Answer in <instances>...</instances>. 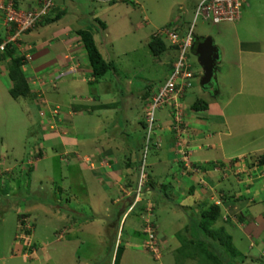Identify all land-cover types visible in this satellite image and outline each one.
I'll list each match as a JSON object with an SVG mask.
<instances>
[{"label":"rangeland","instance_id":"374dc122","mask_svg":"<svg viewBox=\"0 0 264 264\" xmlns=\"http://www.w3.org/2000/svg\"><path fill=\"white\" fill-rule=\"evenodd\" d=\"M43 1L13 3L28 10L38 8ZM102 1L108 2L53 0L49 16L60 15L59 19L50 24L40 22L31 30H37V52L26 48L33 36L25 37L24 33L17 41V53L29 58L26 68L37 65V97L10 96L11 82L5 73L8 60L0 58V152L7 154H0V264H114L117 251L124 246H135L136 254H149L157 264H199V258H184L174 249L176 242L180 245L176 235L186 234L184 228L191 219L213 205L222 211L215 227L224 228L240 255L233 263L264 264V167L258 164L264 155V56H251L255 64L250 57L241 63L237 48L238 40L257 43L260 39L258 45L264 51V0H247L250 9L245 3L237 21L219 24L194 19L200 0H136L134 4L115 0L113 3H119L112 8L100 4ZM8 2L4 0L5 5ZM55 3L61 6L55 7ZM1 6L0 2V39L4 40L8 36ZM61 9L63 12H58ZM59 21L91 30L112 71L95 84L86 76L87 83L70 74L58 75L57 80L55 74L50 76L52 48L55 50L57 44L51 45L49 40ZM191 25L194 38L211 37L223 53L215 73L217 80L203 91L200 77H196L202 70L197 57L188 51L193 78L184 82L187 87L177 111V123L181 124L177 126L171 108L163 106L155 111V122L148 132L146 105L152 93L163 86L168 65L176 56L167 47L155 57L148 43L159 28L174 26L179 34H186ZM42 38L46 40L40 44ZM73 38L67 41L80 49ZM46 44L49 46L44 47ZM239 62L243 65L240 70L236 66ZM45 66L42 76L39 70ZM96 95L97 101L86 102ZM76 96L71 102L69 97ZM33 98H37V110L30 102ZM230 98L223 111L229 129L224 138L226 157L221 149L212 154L211 147L202 148L210 142L201 140L187 118L202 114L192 109L195 102L211 101L221 106ZM102 104L111 106L91 110ZM72 107L78 115L70 114ZM168 134L171 137H166ZM181 148L188 152L187 166L179 160L177 151ZM205 152L210 156L202 157ZM89 155H100L104 160H85ZM119 167V179L117 173L110 176L104 171ZM135 192L140 194L136 203ZM76 197L78 203L73 202ZM131 197L132 205H126L120 215L124 205H119ZM114 198H120L118 205L112 203ZM17 207L22 209L17 212ZM147 219L153 225V243L145 233ZM98 226L100 230L95 228ZM130 234L138 246L126 243ZM172 236L174 246L167 242Z\"/></svg>","mask_w":264,"mask_h":264},{"label":"crops","instance_id":"0c3cea01","mask_svg":"<svg viewBox=\"0 0 264 264\" xmlns=\"http://www.w3.org/2000/svg\"><path fill=\"white\" fill-rule=\"evenodd\" d=\"M92 1L95 2V0H92ZM107 1H108L107 3L102 1L100 4H107L110 8H112L117 3H119V2L113 3L115 0H107ZM128 1L132 2V4L136 3V0L135 1L134 0H128ZM96 3H98V1H96ZM33 6H37V4L34 3ZM57 6L60 7L61 5H57L56 4L55 7H57ZM246 7L248 9H250V6L248 5V3H246ZM57 9H59V8H55V11ZM58 12H63V11L61 9V11L59 10ZM61 21H59V22H57L55 24V28L56 29L54 28V31L50 35V40L49 41L51 42V45L53 43H55V42L57 44L56 45L57 47H56L55 50H54V48H52V50L54 52H53L52 60L49 62V68H48V69L51 70V75L50 76L55 74L54 79L57 80L58 75H60V77L61 76L65 77V76H68L70 74V75H74L76 77L78 76L79 78H77V79H82L81 80L82 82H86L87 83L88 80L83 78L84 76H86V77H89L91 79H94L93 83L95 84V82H97V79H100L102 77H94L92 75L91 68H90L88 60H87V55H86L85 50L83 49L82 43H80V39H79L78 35L76 36V38L73 36V34H75L78 30H81L82 28L77 29V27H74L73 25H71L69 27V26H67L66 23H61ZM56 25H59V26H56ZM104 29H106L105 25H104ZM26 36H28V37L29 36H33L32 39H28V43H26L27 50L33 49L34 51L37 52V48H38V46H37V30L36 31H31L28 34L25 33V37ZM69 37H72V38L74 37L73 39H75L76 42H73V43L80 45V47H79L80 49H78L77 47H75L74 45H72L71 43H69L67 41V39ZM20 39H22V38L20 37ZM93 39H94V41L96 43L94 34H93ZM42 40H43V38H42ZM45 40H46V38L40 44L45 43ZM70 40H71V38H70ZM257 41L260 43L261 40L259 39ZM258 42L257 43H253V42H251L249 40L247 41L246 39L245 40L241 39L240 41L239 40L237 41V48L239 50L238 51V59H239V61L241 63L247 57H250V59L254 63L255 60H253L252 57L254 58V57H260V56L262 57V56H264V51H262V47L258 45ZM48 46H49L48 44L44 45V47H48ZM71 49H75V50H71ZM218 51H221V50H219V48H218ZM31 55L32 54H30V56ZM35 55H37V54H35ZM84 57L87 60L86 63H84ZM220 57H222V59H223V53L219 52V63H220ZM25 58H26L27 61H26V64L22 67V71H23L24 76H25V78H26V80H27V82H28V84L30 86V91H31L30 92V96H32L34 94L37 97V65H34V66L30 65L28 67V69H27L26 67L29 65L30 61H29L28 56H26ZM31 58H32V56H31ZM74 59H77L78 62H81L83 64V66L81 67L80 64L78 65V62L76 60L74 61ZM240 62L236 65L238 67L237 69H239V70L243 66ZM171 64L168 65L167 71L170 70ZM249 64H251V63L249 62ZM251 66L253 67L254 65H251ZM46 68L47 67L45 66L44 68H42V70H39V73H41L42 76H44V73H45L44 71H45ZM217 70H218V68H217ZM5 73H7V71ZM196 77H200L201 78V72L197 73ZM42 79H45V78L42 77ZM74 79H76V78H74ZM216 80H217V77H216ZM39 81H41V80H39ZM239 82L242 83L241 78L239 79ZM41 83L44 84L43 80H42ZM96 85H98V83H96ZM152 95H154V94L152 93ZM185 95L187 97V95H188L187 91H186ZM141 96H142L141 98L144 99L147 96V93H145V94H143ZM66 97H68V96H66ZM76 98H78V96L72 97V98L69 97L71 102L72 101L74 102L76 100ZM96 98L98 99L99 96L96 95L95 97H91V98L89 97V98L86 99V102L97 101ZM28 100H30V99H28ZM230 101H231V98L227 99L225 102L221 103L222 104L221 106L219 104L217 105V104H215L214 102H211V101L207 102V103L205 102L207 104V109L204 110V111H198V112H201L203 115L202 114L201 115L200 114L199 115L198 114H194V115H191V116H189L187 118L189 123H190V125L193 126L194 130H196L199 133V135L201 136V140L202 141L205 140V141H209L210 142L208 144H205L204 145L205 147L203 146L202 148H206V147L210 148L211 147L212 151L210 153H212V154H214L215 151L217 152V151H219V149H221L222 155H225L226 157L229 154L226 153V149H225V145H224V138H227V136H229V132H228L229 129L227 127L226 121H224L225 116H224L223 111H224V108L227 106V104ZM30 102H34V105H36L34 108H36V110H37V98H35V99L33 98L32 101H30ZM109 106H111V105H108V104L107 105L102 104V105H99V106L97 105L96 107H92L91 110H93L94 108H102V107H106L107 108ZM54 108H57V106H55ZM69 110H71L70 111L71 115H78L79 114V111H77L76 109H73V107L71 109H69ZM83 110H84L83 112H86L85 109H83ZM49 112H51V111H49ZM53 112H55V111H53ZM49 114H50L51 117H53L52 116V112L49 113ZM168 123L169 122H167V124H165V126H167ZM164 133H166L165 130H163V132L161 133V134H163L162 137L165 136ZM167 133H169V132H167ZM157 134H159V133H157ZM209 134H213V135L209 136ZM166 137H171V134H168ZM171 144H172V142H171ZM262 149H264V148H262ZM124 150H127L126 145H124ZM238 150H242V147H241V149H237L236 151H233V152H237ZM254 150L258 151L259 149L258 150L254 149ZM3 151H6V150L4 149ZM202 153H204V152H202ZM0 154L7 155L6 153L4 154V152H0ZM209 156L210 155H207V153L205 152V155L203 154L202 157L206 158V157H209ZM84 159L85 160H91L92 159L93 161H95V160L96 161L104 160L100 155H95V156L89 155L87 157L84 156ZM127 167L129 169H131L132 165L128 164ZM261 167H264V166H261ZM113 169L114 168H110V171L109 170H104V171L106 173L108 172V174L110 176L117 173L116 178L119 179V177L122 175L121 174V170H120L121 168L119 167L116 170H113ZM132 169L134 171L136 170L134 167H132ZM93 171H95V170L92 169V172ZM126 171L127 170L124 171L125 174H126ZM77 200H78V198L76 197V198H74L73 202L78 203ZM119 200H120V198L119 199L118 198H114L111 201H112V203L118 205L120 203ZM80 202H82V203H84L86 205L89 204V201H86V200H83V199H80ZM21 209L22 208L17 207L16 210H17V212H19ZM120 218L121 217H119L118 221L121 220ZM79 225L84 226V223L83 224H79ZM94 225H95V223H94ZM72 228H74V227H72ZM95 228L98 229V230L101 229V227H99V226L95 227ZM137 232L140 233V231H138V230H137ZM141 232H142V228H141ZM131 233L133 234L134 232L132 231ZM133 235L135 236L136 234H133ZM139 237L140 236L138 235V238ZM171 238H173V236L172 237H168L167 238L168 241L167 240L166 241L170 242L171 245L174 246V244L172 243ZM99 241L102 242V240H99ZM127 241H128L129 245L131 243V246H134V245L138 246L137 244H135L136 240H135V238H132L131 234H130V237L127 238L126 243H127ZM107 245H109V243ZM178 247H179V245L176 242V246L174 247V249L177 250ZM135 249H136L135 246H134V248L130 247V249H129V247L125 248V246H124L123 249H122V252H121V255H120V258H119V261L117 262V264H157V260H153L149 254H145V253L143 255L142 254H136L135 253ZM131 256H132L131 260L133 261V263H132V261L128 263V259ZM147 258L152 259V261L150 262ZM110 262H111V260H110Z\"/></svg>","mask_w":264,"mask_h":264},{"label":"built area","instance_id":"2783aa9c","mask_svg":"<svg viewBox=\"0 0 264 264\" xmlns=\"http://www.w3.org/2000/svg\"><path fill=\"white\" fill-rule=\"evenodd\" d=\"M247 0H200L195 8L194 19L201 17L205 21H210L213 24H219L222 22H235L239 19L240 9L246 3ZM3 12V21L5 27V33L7 38L0 42V53H2L8 45L15 46L20 37L29 30H32L43 18L48 16L53 7L52 0H44L38 8L21 10L14 7L13 0L5 5L4 0H0ZM193 25H191L186 34L181 36L174 26H164L155 31L152 35L153 39H160L164 41L168 46L173 47L176 51V58L172 64L167 79L162 87H160L151 100L147 103L145 108V117L147 130L150 132L154 125V113L157 109L163 106L171 108V114H175L173 117L174 123L180 121L179 114L177 113L180 108L183 92L186 88L185 81L193 78V74L190 69V65L186 58L187 52L191 49L194 37L192 33ZM16 47V46H15ZM149 135V134H148ZM187 150L181 148L177 151L179 160L186 162ZM177 155V154H176ZM190 155V154H189ZM188 156V155H187ZM183 163V165H184ZM184 165V166H185ZM143 184L141 183L139 187ZM140 190V188H138ZM139 192H135L136 200L138 202ZM145 221L144 229L150 240L155 242V233H153V225L148 221ZM26 237H20L25 239ZM156 244V243H155ZM154 244V245H155ZM27 245L26 247H29Z\"/></svg>","mask_w":264,"mask_h":264},{"label":"trees","instance_id":"16d2710c","mask_svg":"<svg viewBox=\"0 0 264 264\" xmlns=\"http://www.w3.org/2000/svg\"><path fill=\"white\" fill-rule=\"evenodd\" d=\"M14 6L16 8V3L14 4ZM59 17L60 15H57V17L55 16V18L51 19L48 15L43 18L41 22H46L47 24L53 22L55 23L59 19ZM99 23L104 28L103 23ZM76 33L79 36L83 49L86 52L92 75L94 77H102L106 75L107 72L112 71V64L107 62L99 53L93 39L92 31L89 29H81ZM194 39L195 43L200 40V38ZM1 41L2 40L0 39V42ZM148 48L153 56L157 57L166 51L167 45L160 39L151 38L148 43ZM193 50L194 49H192V51ZM0 55V58L2 60H8L7 76L11 82V87L9 89L10 96L13 99H28L31 92L30 86L22 71V67L26 64L27 61L26 58L19 55L17 53V49L11 45H8L5 50L0 53ZM199 103L200 102H195L191 106L192 109L195 111H204L207 109L206 103ZM258 164L260 166H264V155L261 156ZM133 200V197L128 198L127 203L119 205V207L124 205L121 209L120 215L124 214L126 205L128 206V208L130 207V205H132ZM221 213L222 211L219 205L210 206L208 209L197 213L195 219H191L189 225L184 228V232L186 234L178 233L176 235L177 241L180 244L177 251L182 254L184 258L190 260H196L199 258V264H234L235 262L233 263L232 261L234 260V258L235 260L240 259V255L231 244V237L226 234L224 228L222 226L215 227L217 221L221 218ZM121 252L122 249H119L117 251L114 264H117V262L119 261Z\"/></svg>","mask_w":264,"mask_h":264},{"label":"water","instance_id":"95a60500","mask_svg":"<svg viewBox=\"0 0 264 264\" xmlns=\"http://www.w3.org/2000/svg\"><path fill=\"white\" fill-rule=\"evenodd\" d=\"M194 55L197 57V63L202 70L200 87L207 90L213 82L216 81V70L219 64V51L214 45L211 37L200 38L197 44L192 43Z\"/></svg>","mask_w":264,"mask_h":264},{"label":"clouds","instance_id":"9594fccd","mask_svg":"<svg viewBox=\"0 0 264 264\" xmlns=\"http://www.w3.org/2000/svg\"><path fill=\"white\" fill-rule=\"evenodd\" d=\"M52 2H53V0H52ZM15 7V6H14ZM17 8V7H16ZM52 12V11H51ZM176 28V27H175ZM181 33V36H183L184 34H182V32H180ZM195 40V39H194ZM193 40V43L194 44H197L199 41H197V43H195V41ZM166 44V43H165ZM167 45V44H166ZM167 47L168 48H170V49H172L173 50V52L174 53H176V51H175V49L173 48V47H170V46H168L167 45ZM192 47V46H191ZM192 49H195V48H191L189 51H192ZM193 53H194V50L192 51ZM175 58H176V56H175ZM174 61H175V59L172 61V64L174 63ZM172 64H171V68H170V70L172 69ZM191 68V67H190ZM170 70L168 71V72H170ZM169 74V73H168ZM201 77H202V73H201ZM201 79V78H200ZM187 87V86H186ZM203 91H206V90H203ZM155 94V93H154ZM135 195V194H134ZM23 241V240H22ZM31 246V245H30Z\"/></svg>","mask_w":264,"mask_h":264}]
</instances>
